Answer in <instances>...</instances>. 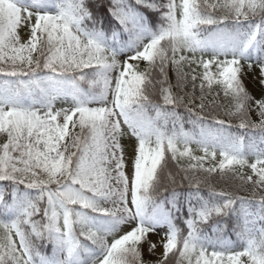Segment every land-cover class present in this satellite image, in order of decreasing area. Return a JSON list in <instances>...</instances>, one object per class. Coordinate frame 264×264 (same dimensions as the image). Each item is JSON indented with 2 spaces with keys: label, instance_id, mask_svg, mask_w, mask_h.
I'll return each mask as SVG.
<instances>
[{
  "label": "snow or ice",
  "instance_id": "6c2138e0",
  "mask_svg": "<svg viewBox=\"0 0 264 264\" xmlns=\"http://www.w3.org/2000/svg\"><path fill=\"white\" fill-rule=\"evenodd\" d=\"M0 264H264V0H0Z\"/></svg>",
  "mask_w": 264,
  "mask_h": 264
},
{
  "label": "trees",
  "instance_id": "16d2710c",
  "mask_svg": "<svg viewBox=\"0 0 264 264\" xmlns=\"http://www.w3.org/2000/svg\"><path fill=\"white\" fill-rule=\"evenodd\" d=\"M234 238V237H233Z\"/></svg>",
  "mask_w": 264,
  "mask_h": 264
}]
</instances>
